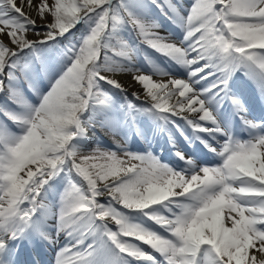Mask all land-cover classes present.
<instances>
[{
	"label": "snow or ice",
	"instance_id": "obj_1",
	"mask_svg": "<svg viewBox=\"0 0 264 264\" xmlns=\"http://www.w3.org/2000/svg\"><path fill=\"white\" fill-rule=\"evenodd\" d=\"M45 249L264 264V0H0V264Z\"/></svg>",
	"mask_w": 264,
	"mask_h": 264
},
{
	"label": "bare ground",
	"instance_id": "obj_2",
	"mask_svg": "<svg viewBox=\"0 0 264 264\" xmlns=\"http://www.w3.org/2000/svg\"><path fill=\"white\" fill-rule=\"evenodd\" d=\"M161 33L163 35H167V32H165L163 29L160 30ZM118 79L121 81L122 84H124V86L128 89V93L130 95V93H132L133 91H137L138 90V87H128V85L130 83H132L131 81V76L129 74H122V75H119L118 76ZM154 79H159L158 77H154ZM239 86L240 88L243 89L244 93H245V97L246 99L249 100V102L252 104L253 108H254V112L255 114L258 116L260 115L261 113V108H262V105L261 103L259 102V98L256 94V92L254 91V89L251 87V85L249 83H247L245 81V79L243 77H240V80H239ZM166 141V139H165ZM159 142H161L159 140ZM158 144V143H157ZM158 148V147H157ZM161 150V149H160ZM162 151V155L166 154V151L167 149H163L161 150ZM160 151V152H161ZM209 157L211 158V155H209ZM61 243H64L63 239L61 240ZM52 257H53V252L45 249L43 253H41V260L44 262V264H50L51 260H52ZM28 259V256L26 253H22L21 255V260H27Z\"/></svg>",
	"mask_w": 264,
	"mask_h": 264
},
{
	"label": "rangeland",
	"instance_id": "obj_3",
	"mask_svg": "<svg viewBox=\"0 0 264 264\" xmlns=\"http://www.w3.org/2000/svg\"><path fill=\"white\" fill-rule=\"evenodd\" d=\"M183 3L185 4V5H188L189 3H191V0H183ZM161 20H162V22H164L165 23V28L163 29L165 32H174V33H177V34H179V30L178 29H175V28H173L171 25H169L166 21H163V18L161 17ZM162 34V33H161ZM163 35V34H162ZM34 38V37H33ZM153 55H156V54H154L153 53ZM158 59H161V58H159V57H157ZM145 71L147 72V71H149V69L147 68V67H145ZM122 75V74H121ZM131 94V93H130ZM130 96V98H131V95H129ZM136 103H141V101H137ZM138 146V144L136 143V144H134L133 145V147L135 148V147H137ZM140 146V145H139ZM212 161H213V158H212Z\"/></svg>",
	"mask_w": 264,
	"mask_h": 264
}]
</instances>
